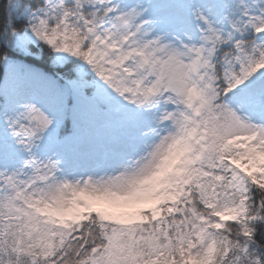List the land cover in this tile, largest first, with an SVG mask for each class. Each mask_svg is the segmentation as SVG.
Segmentation results:
<instances>
[{
    "label": "snow or ice",
    "instance_id": "snow-or-ice-1",
    "mask_svg": "<svg viewBox=\"0 0 264 264\" xmlns=\"http://www.w3.org/2000/svg\"><path fill=\"white\" fill-rule=\"evenodd\" d=\"M0 264H264V0H0Z\"/></svg>",
    "mask_w": 264,
    "mask_h": 264
}]
</instances>
